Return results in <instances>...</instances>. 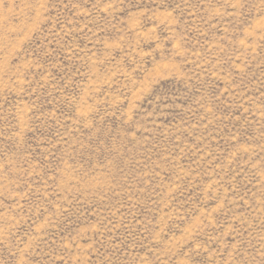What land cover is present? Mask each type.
<instances>
[{"label":"rangeland","instance_id":"374dc122","mask_svg":"<svg viewBox=\"0 0 264 264\" xmlns=\"http://www.w3.org/2000/svg\"><path fill=\"white\" fill-rule=\"evenodd\" d=\"M0 264H264V0H0Z\"/></svg>","mask_w":264,"mask_h":264}]
</instances>
